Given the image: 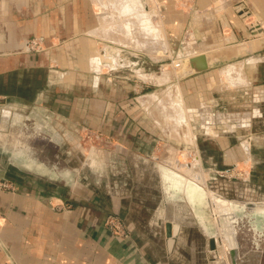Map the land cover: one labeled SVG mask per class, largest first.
Masks as SVG:
<instances>
[{
	"label": "crops",
	"instance_id": "0c3cea01",
	"mask_svg": "<svg viewBox=\"0 0 264 264\" xmlns=\"http://www.w3.org/2000/svg\"><path fill=\"white\" fill-rule=\"evenodd\" d=\"M98 1L0 0V178L13 185L0 190V264H210L205 199L194 191L205 192L207 179L213 193L233 203L230 217L249 215L251 256L244 260L238 247L239 264H264V38L235 45L231 29L220 47L221 34L213 37L229 19L246 39L232 7L245 4L264 19V0H158L169 29L191 35L169 41L177 57L218 46L211 60L220 68L235 63L240 72L226 74L236 78L232 84L219 68L190 73L179 94L175 85L166 90L174 92L167 102L177 98L171 106L164 91L158 104L149 101L153 93L137 95L129 71L147 74L120 57L132 48L119 43L108 57L120 64L103 66L98 32L117 15L108 7L121 4ZM192 30L210 34L200 38ZM31 37L44 48L28 50ZM136 51L131 55L148 57ZM229 92L239 95L235 105L216 101L214 95ZM85 127L102 145H81ZM191 134L206 171L177 165L178 148L190 145ZM230 165L244 168L246 177L209 181L212 167ZM108 213L123 220L127 237L104 227Z\"/></svg>",
	"mask_w": 264,
	"mask_h": 264
},
{
	"label": "rangeland",
	"instance_id": "374dc122",
	"mask_svg": "<svg viewBox=\"0 0 264 264\" xmlns=\"http://www.w3.org/2000/svg\"><path fill=\"white\" fill-rule=\"evenodd\" d=\"M178 1H180V0H177V2ZM181 1H186V0H181ZM132 2L134 4L133 5L134 10L136 12H138L136 14H143L146 11L149 13L150 22L152 23V25H154V26L156 25L157 28L156 27L155 28L157 29V31L159 30V32L155 33V34L151 33V35H147V36H144L143 34H138V33L137 34H135V33L130 34L129 30H127V28L124 27L125 22L123 20H121L119 17H115V19L111 20V18H112L111 17L110 19L105 20V23L103 25L100 24L104 29L100 28V32H98V35L100 37V41H99V44L97 45V47H99L100 57L106 56L105 61L104 62L102 61L101 63H103V66L110 68V67L116 66L113 62L120 64L119 62H116L114 60V58L112 59V61L108 58V56H110V55L114 56L119 52V48H118V47H120L118 45L119 43H121V47L123 48V47H126V45H127L126 40L128 41V38L133 39L132 36H134V35H135L134 37H135L136 41H137V39L139 41V38H141L140 40H142V41H139V44H141V45H139V46L135 45V47H132V49H130L129 51L128 50L125 51V53L122 51V49L120 50V57L121 58L124 57V58H127L128 60L133 61V62L131 61V63H130V64H132L131 69H133V68L136 69L138 67H142V71L145 74H147V76H145V77L143 76V78H141L133 70L129 71L131 73L130 78L135 83H137L135 86V89H136L135 91H136L137 95L139 93L140 94L141 93L142 94L153 93L157 96H156V98H151L149 101L151 102V104H154V103L158 104L159 99H163V93L161 91H164V105L169 104L171 106L174 103H176L175 101H177V98L175 101L172 99L169 102H167L172 97V94L174 97V92L166 91L167 89H172L175 85V91H176V93L178 92V94H179L177 85L179 84L180 81H183V79L185 78L184 76H187L190 73H202V72H205L209 69H214V68H219L217 70L218 71L217 75L222 76L224 81L226 80L230 84H232V82L235 83V80L233 81L232 79L230 80L227 78V75L230 77L231 75L232 76H238V74H240L239 69L235 63H230V64H228L229 66L227 65V67H222V69H223L222 70L223 73H222V72H220V70H221L220 67L222 66V64L220 62H216L214 60H211L209 69H207L205 71H201V72H194L189 67V64H188V58L191 55L187 54L183 57H177V53L174 51V50H176V49H174L176 47H174V48L171 47L169 45V41L173 40L174 38H176V39L180 38V39H182V41H185L188 38H190L191 35L189 34L190 32L188 29H184L182 31L181 30L175 31V30L169 29V27L167 26V23H166L167 17H166L165 12L163 11L164 7L162 6V4H160V2L158 0H139V1L133 0ZM108 8H110L111 11L116 14V5L110 6ZM232 10L234 11L235 16L239 19V21L245 27L247 37H246V39H239L238 35L235 32L233 25L230 24L229 19H227V21L224 19L225 22H223V25H226L227 28L224 29V27H223V29L213 32V37H215L217 40H218V38H220L219 34H221L222 41H220V42L222 44H220V47L224 46V44L226 42L225 39H227L228 37L231 36V35H228L230 33L231 29L234 33V35L232 37H233V44H235V45H237L239 42H242L246 45L247 41L253 39L254 37L262 38V39L264 38V19L262 17L256 16L255 14H253L251 12V10L245 4L244 5L235 4V5H233ZM102 11L106 12V11H109V9L107 10V8H106V9H103ZM111 11H109V12L111 13ZM130 17H131V15H130ZM130 17H129V19H130ZM126 18H128V16ZM131 21H132V17L130 19V22ZM130 22H128V23L130 24ZM123 28L126 30L122 31ZM203 31L204 30H201V31H198V30L193 31L192 30L191 32H197L196 33L197 37H200V38H202L205 33L209 37L210 31L209 30H205L204 32ZM123 32L126 34L128 33L127 34L128 37L126 36V34L124 35ZM138 32H141V31H138ZM226 33H228V34L226 35ZM129 34L132 36H130ZM145 37H147V39ZM34 38H36V37H34ZM143 38H145V40ZM203 38H205V37H203ZM149 39L151 40V42ZM160 39L162 40V42L161 43L158 42L157 43L158 45L157 44L155 45L153 43V42H157V40H160ZM216 39H214V40L210 39V41L213 40V42H216ZM146 40H147V42H146ZM143 41L145 42L146 46L148 47V48L146 47L148 50L143 45V43H144ZM149 42H150V46H149ZM135 43H137V42H134V44ZM162 44L164 45V47ZM38 46L42 47V49L44 48V45H43L41 40H39ZM140 46H141V48H140ZM152 46H157V47L160 46V48L156 47L157 49H159V50H156V48H154ZM149 47L150 48L152 47V48L150 49ZM220 47L215 46L213 49H211V51H207V52L203 51V52L205 54H209L211 57L210 53L216 52V51L218 52ZM143 48H145L147 51H145V49H143ZM186 49H188V48H186ZM29 50H32V49H29ZM136 50H142L146 54L148 53V51H150L147 54L149 58L145 57V56H141L139 53L136 56L131 55V52L132 53L140 52V51H136ZM151 50L152 51L156 50L157 52L155 51L156 53H154V55H152L153 52H151ZM32 51H35V50H32ZM160 51H161V53H160ZM235 53H239L238 49L236 50ZM183 60L185 61L184 65L182 63ZM180 63L182 65V68H180V65H179ZM121 64H122V62H121ZM223 66H224V64H223ZM234 66H236V68ZM120 69L122 72L120 71L119 73H123V71H128V70H125V68H120ZM226 70H230V73ZM106 71H109V70H106ZM234 72H235V74H234ZM156 74H158V75H156ZM148 75H150V76H148ZM104 80L107 81L108 77L105 76ZM168 80H170V81H168ZM164 82H167V83H164ZM238 82H241V81H238ZM156 83H158V84L164 83V84L161 86V85H158ZM78 89H79L78 92L83 91V89L80 86H78ZM237 95H238L237 93H231V95H230V92H229V94L227 96H226V94H224L223 96H220V94H217V95H214V97L218 99V100L215 99L218 102L222 97L221 100L224 101V105H226V102H228L229 105H235L236 104L235 102L237 99L235 96H237ZM176 97H177V94H176ZM238 100H239V95H238ZM184 103H185V101H183V104ZM78 135H79V140H80L81 145H83V147H85V148L96 147V146L102 145V142L99 141L97 138L96 131L91 127L81 128L78 131ZM189 140L192 143L190 142V145L188 147L178 148L177 158L179 159L180 164H177V165L178 166H185L183 164L184 162H190L191 165L199 164L200 169H202V168H204L203 159H201L199 145L197 144V141L194 139L193 134H191V136L189 137ZM165 143L172 145L170 142H167V141H165ZM194 151H196V152H194ZM180 153H181V155H180ZM180 159L183 162L180 161ZM186 167H188V166H186ZM206 170L207 169L204 168V171H206ZM225 170L232 171V173H230V175H228L227 173L223 172ZM238 173H241V174H238ZM246 175H247V171L244 168L239 167L238 165H230V166H223V167H212V169L209 170V179H210L209 181L213 180V178H218L219 180L237 181V180L244 179L246 177ZM194 178L196 179V181L199 180L198 178H200V173H197L196 176H194ZM200 181H202V180H200ZM205 183H207V184L209 183L208 179H207V181L205 180ZM206 187H207V189H206L207 191L213 192L212 189L210 188L209 184H208V186L206 185ZM210 199L211 198H209V200ZM245 208H247V207L245 206ZM247 209H249V208H247ZM215 212L218 213V210L215 209ZM234 212H236V211L234 210ZM247 213H249V212H247ZM244 217H245L244 220L242 219V220H239L236 222V230H237L236 238H237L238 242L240 243L239 249L242 248V250L244 252L243 259L246 260V258H247V260H249L251 254H248L246 252L248 249L249 250L251 249V246H253L252 238L248 237V235H249L248 233H249L250 228H251V222L249 220V215H245ZM234 234H235V232H234ZM219 235H220V233H219ZM203 242L205 243V247H206L205 250L208 251L206 234L204 235ZM223 243H225V241L223 239H221L220 244H219V248L221 247L220 249H223ZM217 251H218V249H217ZM225 251H226V248L224 249L223 253L220 252L219 257L225 258L226 257ZM207 257H208V261H209L208 252H207ZM237 264H239L238 261H237Z\"/></svg>",
	"mask_w": 264,
	"mask_h": 264
},
{
	"label": "bare ground",
	"instance_id": "6f19581e",
	"mask_svg": "<svg viewBox=\"0 0 264 264\" xmlns=\"http://www.w3.org/2000/svg\"><path fill=\"white\" fill-rule=\"evenodd\" d=\"M99 1H101V0H99ZM98 1V2H99ZM104 1H106V0H104ZM103 1V2H104ZM110 1V0H109ZM114 1H118L121 5L119 6H117V4H116V8L118 9V10H116L117 11V15H116V17H119L121 20H123L122 22L124 23V27H126L127 28V30H129V32H130V34H143L144 36H147V35H151V33H153V34H155V33H158L159 32V30L157 31V27H156V25L154 26V25H152V23L150 22V19H149V13L148 12H146V13H143V14H136V13H138V12H135L134 10H133V5L131 4V1L132 0H114ZM103 2H101V3H103ZM100 3V4H101ZM105 3V2H104ZM110 3V2H109ZM114 4V2L112 1L111 2V4ZM116 3V2H115ZM118 3V4H119ZM107 5V4H106ZM115 5V4H114ZM103 6V5H102ZM103 9H104V7H103ZM130 15H131V17H132V21L130 22V19H131V17H130ZM143 15V16H142ZM128 16V18H126ZM129 17H130V19H129ZM246 17V16H245ZM123 18V19H122ZM127 22V23H126ZM128 22H130V24L128 23ZM156 27V28H155ZM124 29V28H123ZM160 29V28H159ZM126 29H124V31H125ZM138 31H141V32H138ZM259 31V30H258ZM128 32V31H127ZM128 34V33H127ZM129 34V35H130ZM130 36H132V35H130ZM135 36V35H134ZM134 36H132L133 37V39H129L128 38V41L126 40V42H127V45H126V47L128 46V48H132V47H135V45H137V46H139V45H141V44H139V41H142V40H140L141 38H139V41H138V39H137V41H136V39H135V37ZM128 37V36H127ZM137 38V37H136ZM146 39H147V37H145ZM145 38H143L144 40H145ZM153 39V38H152ZM150 40V39H149ZM155 41V40H154ZM134 42H137V43H135L134 44ZM144 42V41H143ZM146 42H147V40H146ZM150 42H151V40H150ZM150 42H149V46H150ZM161 43L162 42V40L160 39V40H157V42H153L155 45L157 44V43ZM124 43V42H123ZM141 43V42H140ZM152 43V44H153ZM125 44V43H124ZM148 44V43H147ZM165 44V43H164ZM134 45V46H133ZM143 45L145 46V48L147 47L146 46V44H145V42L143 43ZM142 45V46H143ZM158 45V44H157ZM161 45V44H160ZM163 45V44H162ZM143 46V47H144ZM152 47H154V48H156L157 46H152ZM151 47V48H152ZM159 48H160V46H158ZM157 47V48H158ZM163 47H164V45H163ZM204 47V46H203ZM206 47V46H205ZM204 47V48H205ZM140 48H141V46H140ZM145 48H143V49H145ZM148 48V47H147ZM146 48V49H147ZM150 48V47H149ZM150 48V49H151ZM156 48V50H159V49H157ZM210 48V47H209ZM145 49V51H147ZM155 50V51H156ZM155 51H152L151 50V52H153L152 53V55H154V53H156ZM150 51H148V53H149ZM147 53V54H148ZM160 53H161V51H160ZM151 54V53H150ZM158 54V53H157ZM150 56V55H149ZM102 58V57H101ZM104 58V57H103ZM109 58V57H108ZM174 64V63H173ZM230 64V63H229ZM175 65V64H174ZM235 68H236V66H234ZM218 70V69H217ZM229 73H230V70H227ZM220 72H222V68H221V71ZM227 72V73H228ZM223 73V72H222ZM234 74H235V72H234ZM240 76V75H239ZM230 78V77H229ZM163 79V78H162ZM244 79V78H243ZM161 80V79H160ZM236 80V79H235ZM223 81V80H222ZM231 82V81H230ZM233 83V82H232ZM239 83V82H238ZM191 139V138H190ZM192 140V139H191ZM192 143V142H191ZM194 143V142H193ZM195 150V149H194ZM194 152H196V151H194ZM180 155H181V153H180ZM184 155V154H183ZM189 155V154H188ZM195 159V158H194ZM180 161H182L181 159H180ZM243 172V171H242ZM205 175H207V174H205ZM244 176V175H243ZM199 179V178H198ZM204 185V184H203ZM207 189V188H206ZM205 189V190H206ZM194 191H195V195H196V197H200V198H203L202 199V201L208 196L209 198H211V211H212V215L214 216V222H216L215 221V219L217 218V217H222L223 218V220L221 221V224H222V226H221V228L223 229L222 230V232H220V235H221V237H225L226 238V241H225V243H223V249H220L219 248V246H218V252H219V255H220V252L221 253H223V251H224V249L226 248V246H230L231 244L232 245H237L238 244V242H235V240L233 239L234 238V236H235V234H234V232H235V230H236V222H237V219L238 218H236V215L235 214H233L231 217H230V215H229V213H230V210H228V209H231L232 207H233V203H231L229 200H226V199H224L222 196H219L218 194H215V193H213V192H210V191H203V190H199L198 189V187L196 188V186H195V188H194ZM205 201V200H204ZM212 205H213V207H212ZM243 206V205H242ZM216 210H218V213H216L215 212V209ZM258 208V207H257ZM246 209V208H245ZM203 210V209H202ZM225 210V211H224ZM233 211H234V209H232ZM240 210V209H239ZM256 210V209H255ZM241 212V211H240ZM263 212V211H262ZM239 213V212H238ZM244 214V213H243ZM260 214H262V213H260ZM264 215V214H263ZM262 216V215H261ZM263 218V217H262ZM260 222H261V220H260ZM255 223V222H254ZM206 224V223H205ZM257 224V223H256ZM235 225V226H234ZM253 225V224H252ZM255 225V224H254ZM257 226V225H256ZM262 226V225H261ZM206 227V229L208 228L207 227V225L205 226ZM206 229H204V230H206ZM240 244V243H239Z\"/></svg>",
	"mask_w": 264,
	"mask_h": 264
},
{
	"label": "water",
	"instance_id": "95a60500",
	"mask_svg": "<svg viewBox=\"0 0 264 264\" xmlns=\"http://www.w3.org/2000/svg\"><path fill=\"white\" fill-rule=\"evenodd\" d=\"M210 62H211L210 55L205 54V53L191 55L188 58L189 67L194 72H201V71H205L209 69ZM184 165L190 167L191 163L186 162ZM193 166L196 168H200L199 164H194ZM206 185L208 186L207 183ZM245 206L247 208L253 207L251 203H245ZM205 207H206V215L208 218V225H207L208 228L206 229V237H207V247H208L210 263L211 264H237V252H238V247L240 246L239 242L235 246L234 245L226 246V251H225L226 257L225 258L219 257V253L217 249L220 244V240L223 239L226 241V238L224 236L221 237L219 235V233L222 232L223 230L221 228L222 226L221 221L223 220V218L217 217L215 219L216 222H214V219H213L214 216L212 215V211H211V199L209 200L208 196L205 198ZM236 232L237 230H235V235H236Z\"/></svg>",
	"mask_w": 264,
	"mask_h": 264
},
{
	"label": "built area",
	"instance_id": "2783aa9c",
	"mask_svg": "<svg viewBox=\"0 0 264 264\" xmlns=\"http://www.w3.org/2000/svg\"><path fill=\"white\" fill-rule=\"evenodd\" d=\"M38 45H39L38 38L31 37L26 40V48L28 50L29 49H32L35 51L42 50V47ZM228 171L229 170H225L223 172L230 175L232 171H229V172ZM238 174H241V173H238ZM12 189H13V185L9 181L0 178V190H12ZM103 225L112 235L118 238H124L128 236V232L126 231L123 220L115 214L108 213L104 218Z\"/></svg>",
	"mask_w": 264,
	"mask_h": 264
}]
</instances>
